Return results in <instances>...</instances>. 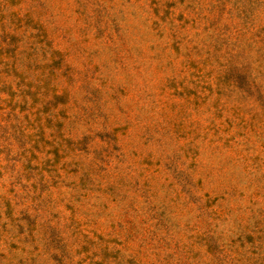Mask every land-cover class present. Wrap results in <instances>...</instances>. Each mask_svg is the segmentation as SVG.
Here are the masks:
<instances>
[{"label": "rangeland", "instance_id": "1", "mask_svg": "<svg viewBox=\"0 0 264 264\" xmlns=\"http://www.w3.org/2000/svg\"><path fill=\"white\" fill-rule=\"evenodd\" d=\"M0 264H264V0H0Z\"/></svg>", "mask_w": 264, "mask_h": 264}]
</instances>
